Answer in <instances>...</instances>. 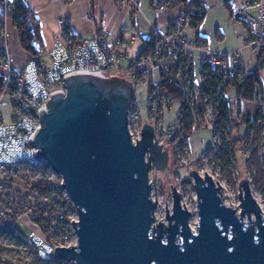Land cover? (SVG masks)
<instances>
[{
    "label": "built area",
    "instance_id": "1",
    "mask_svg": "<svg viewBox=\"0 0 264 264\" xmlns=\"http://www.w3.org/2000/svg\"><path fill=\"white\" fill-rule=\"evenodd\" d=\"M124 7H139L141 0H119ZM7 9L14 8L11 1ZM233 17L244 23L243 47L224 54L196 40L187 25L188 9L183 7L167 29L150 25L152 50L142 56L132 52L123 37L111 41L103 32L91 38H70L66 21L48 48L30 57L17 68L9 48L0 47V78L4 93L0 97V264H77L59 260L55 250L76 246L73 221L77 208L62 185L64 179L48 162L37 157L35 137L41 129L40 112L47 111L53 94L67 93L66 80L73 75L102 79L122 72L133 85L128 109L129 131L136 142L144 125H151L160 145L172 143L179 157L191 160L192 148L185 132V110L192 125L210 133L214 152L232 150L231 132L245 127L241 120L237 87L250 70L243 62L244 50L259 57L264 51V0H232ZM0 18V40L4 35ZM264 77V70L260 73ZM177 83L183 100L167 91L165 83ZM5 105L10 111L7 112ZM257 121L262 126L259 150L264 170V105ZM237 154L249 159L248 145ZM211 171L201 166L222 187L225 195L228 175L213 157L205 156ZM192 161V160H191ZM203 163V162H202ZM236 167L231 169L234 173ZM239 188V186H238ZM239 191V190H238ZM240 205V201L238 202ZM238 206V205H237ZM28 229V234L22 229Z\"/></svg>",
    "mask_w": 264,
    "mask_h": 264
},
{
    "label": "water",
    "instance_id": "2",
    "mask_svg": "<svg viewBox=\"0 0 264 264\" xmlns=\"http://www.w3.org/2000/svg\"><path fill=\"white\" fill-rule=\"evenodd\" d=\"M40 112L37 157L63 176L79 221L76 246L55 250L77 264H264V217L248 180L239 185L240 210L225 203L222 187L198 170L194 182L198 223L172 187L169 224L157 223L150 174L169 162L154 128L136 142L129 131L132 83L121 77L67 78ZM255 215V220L252 215ZM247 217V218H246Z\"/></svg>",
    "mask_w": 264,
    "mask_h": 264
},
{
    "label": "crops",
    "instance_id": "3",
    "mask_svg": "<svg viewBox=\"0 0 264 264\" xmlns=\"http://www.w3.org/2000/svg\"><path fill=\"white\" fill-rule=\"evenodd\" d=\"M15 1V0H9ZM30 7L40 25L43 48L51 46L54 37L61 30V21L76 38H91L96 32H103L111 41L123 37L131 42L134 55L139 54L143 42L151 37L150 25L167 29L178 16L181 4L161 5L151 0H141L139 7H124L119 0H22ZM195 1V0H189ZM232 0H203L207 6L206 16L197 30L191 34L206 47L228 54L243 47L241 36L246 31L243 22L235 19L230 11ZM0 47L10 50L12 60L17 68L23 67L30 55L23 50L13 21L4 20V35ZM242 59L247 69L253 71L258 66V57L251 51L244 50ZM264 81V77L262 78ZM5 109L10 111L8 105ZM246 113H253L254 107L245 106ZM245 131V127L237 132ZM193 148L208 146L210 133L199 130L190 138ZM206 148V147H204Z\"/></svg>",
    "mask_w": 264,
    "mask_h": 264
},
{
    "label": "trees",
    "instance_id": "4",
    "mask_svg": "<svg viewBox=\"0 0 264 264\" xmlns=\"http://www.w3.org/2000/svg\"><path fill=\"white\" fill-rule=\"evenodd\" d=\"M7 1L0 0V18L4 20L8 17L13 21L14 27L17 30L21 47L26 51L31 57H37L40 55L43 46L42 35L40 31V25L33 12V10L28 7L22 0L11 1L14 8L7 9ZM154 4L158 6L161 5H176L181 4L188 9L187 14V25L192 31L197 30L201 23L203 22L206 13L207 6L203 0H151ZM66 34L70 38H76L70 28H66ZM144 49L142 56L148 55L153 46V41L151 38L143 42ZM264 70V51L258 57V66L255 70L249 71L246 78L241 81H236L231 83V86L237 87V94L239 96V105L241 111V120L246 126L244 132L241 131V135L234 137L232 136V150L224 149L219 152H214L212 148L208 147L204 155L213 157L221 165L227 175L231 172V169L238 165L232 163V157H236V152L238 146L251 145V155L246 164L249 170L254 171V181L259 189L264 191V170L261 164L259 150L262 141V126L258 124V119L263 118L261 114V106L264 105V81L260 75L261 71ZM165 88L169 93H171L175 99L183 100L184 95L177 83H165ZM4 93V86L2 84V79L0 78V97ZM253 105L254 112L246 113L245 106ZM185 132L187 139L189 140L194 133L197 131L192 125L189 113L185 110ZM203 156H200L194 160L197 166L201 165L203 162ZM189 184V181H186Z\"/></svg>",
    "mask_w": 264,
    "mask_h": 264
},
{
    "label": "rangeland",
    "instance_id": "5",
    "mask_svg": "<svg viewBox=\"0 0 264 264\" xmlns=\"http://www.w3.org/2000/svg\"><path fill=\"white\" fill-rule=\"evenodd\" d=\"M8 18V17H7ZM4 30V28H3ZM117 77L125 78L124 74L120 72ZM8 112V110L6 109ZM242 133L235 131L233 136H239ZM210 146L199 147L197 149L192 148V157L191 160L183 159L179 157L178 151L175 146L166 142L164 148L169 151V162L163 168L153 167L151 170L150 178L153 182V198L156 200L157 195V209L155 211V217L157 223L169 224L167 218V208L169 215L174 214L173 211V196H172V187H177L179 192L182 194V203L183 206L191 212L190 225L194 222L197 224L198 213H197V200L196 192L194 187V182L190 176L192 170H198L201 166L205 167V170L211 171V167L206 164V157L203 158V163L199 166L196 165L194 160L202 156L205 150ZM241 148V146H238ZM249 155H251V145L248 144ZM238 165L234 173L230 172L228 174V179L226 182L225 195L223 197L226 204L237 207L240 210V205L238 204L239 200V191L238 186L243 180H248L253 192L254 197L262 208V214L264 217V191L259 189L254 181V171L248 169L246 164V158L241 154H237ZM225 173V171H224ZM227 174V173H225ZM186 181H189V184H186ZM238 205V206H237ZM255 220V215H252ZM247 218V217H246ZM22 233L27 235L28 229L23 228Z\"/></svg>",
    "mask_w": 264,
    "mask_h": 264
},
{
    "label": "bare ground",
    "instance_id": "6",
    "mask_svg": "<svg viewBox=\"0 0 264 264\" xmlns=\"http://www.w3.org/2000/svg\"><path fill=\"white\" fill-rule=\"evenodd\" d=\"M191 226H192L193 229H195L196 228V223L194 222Z\"/></svg>",
    "mask_w": 264,
    "mask_h": 264
}]
</instances>
